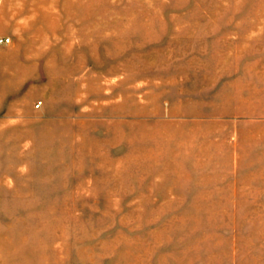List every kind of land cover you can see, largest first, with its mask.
Here are the masks:
<instances>
[{
	"label": "rangeland",
	"instance_id": "obj_1",
	"mask_svg": "<svg viewBox=\"0 0 264 264\" xmlns=\"http://www.w3.org/2000/svg\"><path fill=\"white\" fill-rule=\"evenodd\" d=\"M0 264H264V0H0Z\"/></svg>",
	"mask_w": 264,
	"mask_h": 264
},
{
	"label": "built area",
	"instance_id": "obj_2",
	"mask_svg": "<svg viewBox=\"0 0 264 264\" xmlns=\"http://www.w3.org/2000/svg\"><path fill=\"white\" fill-rule=\"evenodd\" d=\"M9 41H10L9 36H5V35L0 36V45H6L9 43Z\"/></svg>",
	"mask_w": 264,
	"mask_h": 264
}]
</instances>
